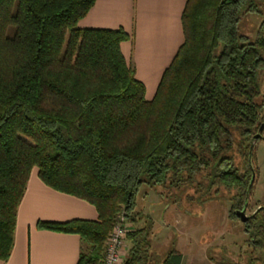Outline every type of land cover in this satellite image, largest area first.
Wrapping results in <instances>:
<instances>
[{"label": "trees", "instance_id": "16d2710c", "mask_svg": "<svg viewBox=\"0 0 264 264\" xmlns=\"http://www.w3.org/2000/svg\"><path fill=\"white\" fill-rule=\"evenodd\" d=\"M258 1L186 0L183 42L148 100L120 49L130 35L77 26L95 0H0V260L11 254L34 167L46 186L97 211L95 220L36 224L78 235L77 264H104L121 216L128 225L123 264L181 263L173 248L162 260L152 251L151 219L133 226L141 187L196 184L204 202L214 200L213 188L235 190L228 218L239 220L235 210L256 175L249 149L262 120L264 18L247 42L239 23L249 13L264 16ZM237 137L242 174L229 154ZM200 173L205 184L196 181ZM243 226L253 248L264 250V211Z\"/></svg>", "mask_w": 264, "mask_h": 264}, {"label": "crops", "instance_id": "0c3cea01", "mask_svg": "<svg viewBox=\"0 0 264 264\" xmlns=\"http://www.w3.org/2000/svg\"><path fill=\"white\" fill-rule=\"evenodd\" d=\"M185 4L186 0H95L77 26L122 28L130 35L129 40L121 43L120 49L127 64L134 67L135 78L143 83L145 98L149 100L154 96L163 71L183 42L181 15ZM156 206L163 215L168 212L162 205ZM154 211L146 210L144 214L150 216ZM96 218L97 211L92 205L49 188L39 179L37 168L31 170L17 209L13 248L9 258L0 260V264H77L82 246L78 235L39 230L36 224L38 221ZM176 221L177 224L181 222ZM159 226L153 224L152 251L155 241L164 236L158 231ZM175 232L181 233L178 228H174ZM127 248L125 244L124 259ZM171 248L161 256L153 252L162 260ZM177 252L181 254L180 264H188L184 252Z\"/></svg>", "mask_w": 264, "mask_h": 264}, {"label": "rangeland", "instance_id": "374dc122", "mask_svg": "<svg viewBox=\"0 0 264 264\" xmlns=\"http://www.w3.org/2000/svg\"><path fill=\"white\" fill-rule=\"evenodd\" d=\"M258 3L264 11V1H258ZM263 18L264 16L259 14L249 13L241 19L239 35L247 38L241 42H247L256 37ZM11 32L12 30L9 31ZM218 52L219 49L216 53ZM259 83L260 94L257 97V103L262 107L260 122L264 123V71L259 75ZM262 138H264V128ZM238 139L239 137L233 141V151L229 154H232L234 165L242 174L247 168L246 156L241 153L242 147L238 146L240 142ZM253 146L255 147L256 175L252 184V194L248 198L245 209L247 216H250L259 206H264V140H255ZM32 170H36V167ZM195 178L196 181L206 183L204 173L196 175ZM203 190L196 184L177 188L141 187L137 194L135 210L138 212H136V221L133 222V226L144 225L149 219L153 224L160 225L158 231H162L164 236L156 240V245L153 247V251L160 256L172 246L174 250L184 252L188 264L189 262L192 264H248L250 259L254 262L252 264H264V250L253 248L248 240V234L244 232L243 223L240 220L228 218L232 203L230 199L235 197L236 191L227 190L224 187H219L217 190L213 188L209 197L214 200L204 202L207 194H204ZM155 204L162 205L163 209H168V212L163 215L157 210L159 208H156ZM146 210L155 211L148 216L144 214ZM176 219L181 222L177 224ZM165 224L169 225L166 227ZM174 228L176 230L178 228L181 233H174ZM153 238L151 235L152 243Z\"/></svg>", "mask_w": 264, "mask_h": 264}, {"label": "built area", "instance_id": "2783aa9c", "mask_svg": "<svg viewBox=\"0 0 264 264\" xmlns=\"http://www.w3.org/2000/svg\"><path fill=\"white\" fill-rule=\"evenodd\" d=\"M128 225L121 216L109 234L104 254V264H123V247L126 244Z\"/></svg>", "mask_w": 264, "mask_h": 264}, {"label": "water", "instance_id": "95a60500", "mask_svg": "<svg viewBox=\"0 0 264 264\" xmlns=\"http://www.w3.org/2000/svg\"><path fill=\"white\" fill-rule=\"evenodd\" d=\"M263 128H264V123H261L259 128H258V132H256L253 135V138H252L251 144H250V149H249V162H251L253 142L255 140H257V139H261L262 138L261 132L263 131ZM254 176H255V173L252 170L251 179H250V182H249V185H248V188H247L246 199H245L244 205H243V207L240 210H236L235 211V215L239 218V220L241 222L247 221L251 216L255 215L259 210H263L264 211V206H259L250 216H247L246 213H245V209H246L248 198H249V192H250V189H251L253 181H254Z\"/></svg>", "mask_w": 264, "mask_h": 264}, {"label": "flooded vegetation", "instance_id": "af4514ba", "mask_svg": "<svg viewBox=\"0 0 264 264\" xmlns=\"http://www.w3.org/2000/svg\"><path fill=\"white\" fill-rule=\"evenodd\" d=\"M262 123V122H261ZM258 132V131H257ZM261 135H262V132H261ZM261 140H264V138H261ZM239 210V209H238ZM236 211V210H235ZM242 223H244V222H242Z\"/></svg>", "mask_w": 264, "mask_h": 264}]
</instances>
